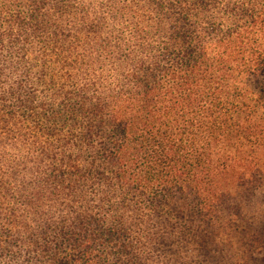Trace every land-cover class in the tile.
I'll return each mask as SVG.
<instances>
[{
    "label": "trees",
    "instance_id": "obj_1",
    "mask_svg": "<svg viewBox=\"0 0 264 264\" xmlns=\"http://www.w3.org/2000/svg\"><path fill=\"white\" fill-rule=\"evenodd\" d=\"M0 264H264V0H0Z\"/></svg>",
    "mask_w": 264,
    "mask_h": 264
},
{
    "label": "rangeland",
    "instance_id": "obj_2",
    "mask_svg": "<svg viewBox=\"0 0 264 264\" xmlns=\"http://www.w3.org/2000/svg\"><path fill=\"white\" fill-rule=\"evenodd\" d=\"M262 196L256 198L255 200L251 201L250 204L246 205V210L247 211H254L262 206Z\"/></svg>",
    "mask_w": 264,
    "mask_h": 264
}]
</instances>
